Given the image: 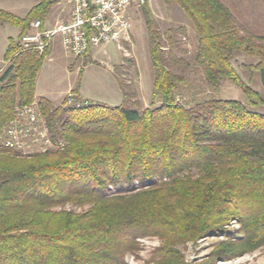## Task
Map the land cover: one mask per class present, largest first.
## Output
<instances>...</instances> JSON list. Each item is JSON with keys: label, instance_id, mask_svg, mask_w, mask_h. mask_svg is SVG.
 I'll use <instances>...</instances> for the list:
<instances>
[{"label": "trees", "instance_id": "obj_1", "mask_svg": "<svg viewBox=\"0 0 264 264\" xmlns=\"http://www.w3.org/2000/svg\"><path fill=\"white\" fill-rule=\"evenodd\" d=\"M60 1L40 0L26 16L0 10V26L20 29L0 73V136L17 106L37 101L60 145L23 156L0 138V264H127L146 236L163 240L146 264H213L264 247V111L256 110L264 95L235 66L239 54L256 59L244 67L258 71L264 86V36L241 31L221 0H164L193 24L192 60L206 83L216 89L229 80L248 99L193 97L190 105L180 90L190 81L178 69L191 62L175 52L185 28L163 32L140 0L154 71L150 105L122 79L119 106H77L68 97L55 105L36 98L51 47L39 53L20 39ZM232 219L241 222L242 239L224 242L208 260L185 261L177 245L218 235Z\"/></svg>", "mask_w": 264, "mask_h": 264}, {"label": "rangeland", "instance_id": "obj_2", "mask_svg": "<svg viewBox=\"0 0 264 264\" xmlns=\"http://www.w3.org/2000/svg\"><path fill=\"white\" fill-rule=\"evenodd\" d=\"M39 1L0 0V10L26 16ZM146 1H148L149 8L163 32L169 28L177 30L179 27L185 28V32L177 31L181 48L175 51L179 56L191 62L188 69H183L182 66L178 69L179 72L185 70V75L190 81L188 86L180 89L184 96L181 99L190 105L193 104V97H197L199 100L217 97L247 103L248 99L245 93L229 80H225L216 89L206 83L200 67L194 65L192 60L197 40L196 31L184 11L174 3L165 4L164 0ZM221 1L234 13L241 31L264 36V0ZM67 11V0L57 3L47 18L50 20L49 26L56 23L59 12L65 21L68 18V16L66 17ZM131 11L133 28L130 42H121L120 46L117 43L103 44L79 57L66 54L61 47H57L45 59L38 73L37 83L39 89L54 100L55 105H60L67 97L70 100L69 96L72 95L75 100L93 99L99 103L119 106L123 102L119 79L126 81L138 91L139 99L144 107L150 105L153 96L154 71L148 50V28L140 0L136 1ZM19 34L20 29L16 26L10 24L0 26V73L7 65L5 55L10 41L17 39ZM256 62V59L239 54L236 57L235 66L243 80L264 95L260 73L244 67V65ZM77 88L78 94H72V90ZM256 110L263 112L264 105ZM23 156H29V154H23ZM65 208L80 210L71 204H67ZM243 237L241 222L232 219L222 227L218 235L205 236L197 241H188L185 244L177 245V249L180 250L185 261L201 262L210 259L213 252L224 242L237 241ZM138 243L139 249L135 253L127 254V264H146L151 261L163 240L157 236H146L138 238ZM213 264H264V247L230 260H217Z\"/></svg>", "mask_w": 264, "mask_h": 264}, {"label": "built area", "instance_id": "obj_3", "mask_svg": "<svg viewBox=\"0 0 264 264\" xmlns=\"http://www.w3.org/2000/svg\"><path fill=\"white\" fill-rule=\"evenodd\" d=\"M137 0H67L70 16L53 27L36 19L20 40L25 49L44 53L60 39L66 54L76 57L108 43L130 42L133 28L132 7ZM7 64V63H6ZM91 100L76 101L70 96L68 104L77 106ZM1 142L8 149L33 154L59 148L50 134L37 101L15 108L14 117L4 126Z\"/></svg>", "mask_w": 264, "mask_h": 264}, {"label": "crops", "instance_id": "obj_4", "mask_svg": "<svg viewBox=\"0 0 264 264\" xmlns=\"http://www.w3.org/2000/svg\"><path fill=\"white\" fill-rule=\"evenodd\" d=\"M70 11H71V8H70V5H69V3H68V11H67V14H66V17L68 16V18H69V16H70ZM62 15H61V13L59 12L58 13V15H57V20H56V23L54 24V25H51V26H49V24H50V20H46L45 21V23H44V26H46V27H52V26H55L58 22H61V21H64L62 18ZM67 18V19H68ZM66 19V20H67ZM57 47H61L62 49H63V47H62V43H61V40L60 39H56L55 40V42H54V44H53V46H52V50H51V53H50V55L52 54V52H53V50H54V48H57ZM63 51H64V49H63ZM40 97H46V98H48L53 104H55L54 103V100L51 98V97H49L48 95H46L44 92H42L40 89H39V87H38V83L36 84V98H40ZM91 100H93V99H91ZM94 101V100H93Z\"/></svg>", "mask_w": 264, "mask_h": 264}]
</instances>
